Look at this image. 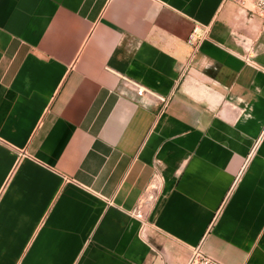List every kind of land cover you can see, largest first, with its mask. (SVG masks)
Instances as JSON below:
<instances>
[{
	"label": "crops",
	"instance_id": "1",
	"mask_svg": "<svg viewBox=\"0 0 264 264\" xmlns=\"http://www.w3.org/2000/svg\"><path fill=\"white\" fill-rule=\"evenodd\" d=\"M197 247L264 264V18L0 0V264H188Z\"/></svg>",
	"mask_w": 264,
	"mask_h": 264
},
{
	"label": "built area",
	"instance_id": "2",
	"mask_svg": "<svg viewBox=\"0 0 264 264\" xmlns=\"http://www.w3.org/2000/svg\"><path fill=\"white\" fill-rule=\"evenodd\" d=\"M242 9L250 11L262 18H264V0H236ZM208 27L202 25H195L191 34L188 37L187 43L192 47V55L195 56L199 50L202 41L205 39V36L208 34ZM145 89L139 88L137 94L143 96ZM163 105H167V100L163 99ZM133 215L141 221V231L144 232L147 227V222L142 211V207H138ZM188 264H223L220 261L214 259L213 257L205 254L200 247H197L193 250L192 256Z\"/></svg>",
	"mask_w": 264,
	"mask_h": 264
},
{
	"label": "bare ground",
	"instance_id": "3",
	"mask_svg": "<svg viewBox=\"0 0 264 264\" xmlns=\"http://www.w3.org/2000/svg\"><path fill=\"white\" fill-rule=\"evenodd\" d=\"M157 188V187H156ZM154 189V188H153ZM155 190V189H154Z\"/></svg>",
	"mask_w": 264,
	"mask_h": 264
}]
</instances>
